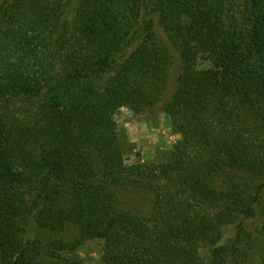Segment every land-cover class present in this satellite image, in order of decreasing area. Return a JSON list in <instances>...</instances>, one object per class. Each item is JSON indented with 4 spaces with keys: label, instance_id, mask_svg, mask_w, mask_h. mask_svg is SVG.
<instances>
[{
    "label": "trees",
    "instance_id": "16d2710c",
    "mask_svg": "<svg viewBox=\"0 0 264 264\" xmlns=\"http://www.w3.org/2000/svg\"><path fill=\"white\" fill-rule=\"evenodd\" d=\"M72 2L0 0V264H84L93 240L106 264H264L245 224L264 194V0ZM175 59L189 122L166 159L127 165L114 117L156 106Z\"/></svg>",
    "mask_w": 264,
    "mask_h": 264
},
{
    "label": "rangeland",
    "instance_id": "374dc122",
    "mask_svg": "<svg viewBox=\"0 0 264 264\" xmlns=\"http://www.w3.org/2000/svg\"><path fill=\"white\" fill-rule=\"evenodd\" d=\"M76 0L70 5L73 9ZM173 67L167 88L160 102L153 107H147L135 99H129L116 113L114 120L118 127L119 140L124 152L127 165L143 162H156L166 159L175 142L179 139L177 127L187 124L190 119L187 106L175 101L172 93L175 88V70ZM123 204L134 213L148 215L151 210V194L135 189L121 191ZM255 215L245 220L246 231L259 235L255 239L253 254L257 256L264 243V194L260 197ZM237 224V222L235 223ZM228 232L234 233L235 226L229 227ZM76 229L69 228L63 236L67 239L75 237ZM204 250L201 253L204 254ZM110 253V244L104 240L83 242L75 251L74 256L84 264H106Z\"/></svg>",
    "mask_w": 264,
    "mask_h": 264
}]
</instances>
